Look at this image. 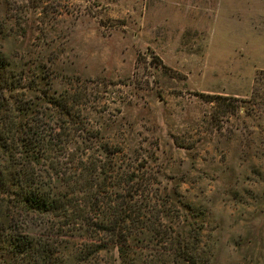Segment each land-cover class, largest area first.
Segmentation results:
<instances>
[{"label": "rangeland", "instance_id": "1", "mask_svg": "<svg viewBox=\"0 0 264 264\" xmlns=\"http://www.w3.org/2000/svg\"><path fill=\"white\" fill-rule=\"evenodd\" d=\"M8 17L0 51L86 91L213 264H264V0H7Z\"/></svg>", "mask_w": 264, "mask_h": 264}, {"label": "trees", "instance_id": "2", "mask_svg": "<svg viewBox=\"0 0 264 264\" xmlns=\"http://www.w3.org/2000/svg\"><path fill=\"white\" fill-rule=\"evenodd\" d=\"M9 20H0V38L8 37ZM45 70L0 51V248L7 264H108L103 254L111 251L113 264H213L202 249L203 227L188 230L170 197L162 202L148 166L129 156L125 141L103 138L107 123L94 126L88 93L52 89ZM77 236L81 242L71 245Z\"/></svg>", "mask_w": 264, "mask_h": 264}]
</instances>
